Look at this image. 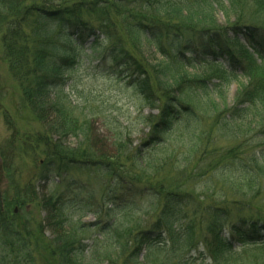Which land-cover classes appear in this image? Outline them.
<instances>
[{"label": "trees", "instance_id": "16d2710c", "mask_svg": "<svg viewBox=\"0 0 264 264\" xmlns=\"http://www.w3.org/2000/svg\"><path fill=\"white\" fill-rule=\"evenodd\" d=\"M140 2L131 7L136 4L135 0H0L3 60L19 84L24 107L41 122L44 131L23 144L35 145L33 151L40 148L38 152L42 161L35 178H53L59 185L65 184L66 192L71 173H87L93 176L100 174L105 181L101 195L107 204L128 202L146 192L156 196V204L159 201L157 218L150 230H139L135 226L113 233L109 230V247L113 249L114 262L122 257L123 264H138V257L144 251L143 263L140 264H153L149 262L151 257L170 251L173 254L171 258L165 257L155 264H205L207 256L213 264H231L234 245L264 246V215L245 218L237 211L238 215L229 220L231 212L224 207L196 208L192 202L186 201L187 193L178 191L174 185L166 188L162 183L140 184L128 176L127 170L123 171L117 156L69 147L65 143L68 137H84L86 133H77L83 129H79L75 117L62 100L61 89L52 100L47 96L52 84L59 82L63 74L74 71L79 64L78 50L92 40L91 53L120 70L141 101L158 110L157 116L151 117L149 143L159 146L164 135L182 119L188 123L194 121L193 106L185 101L191 98L194 88L208 93L205 79L184 71L195 60V54H210L214 59L224 57L232 66H237L240 65L237 47L240 55L247 54V49H250L264 64V0L213 1L222 10L224 8L227 19L232 15L240 16L233 26L225 30L209 25L214 24L213 10L209 5V9H196L198 15L193 16L191 8L171 2ZM248 2H252L250 9H253L249 12L244 7ZM239 4L242 7L238 10ZM244 12L252 19L249 24L240 22ZM119 17H123V32L117 25ZM239 39L244 43H239ZM141 40H146L161 57L155 65L149 66L150 70L145 61L130 50L131 46L134 51L139 49ZM257 86L259 89L250 97L249 103L253 101L264 106V81ZM242 96L241 100H247L249 91ZM262 109L257 114L260 123H264ZM3 112L0 102V114ZM51 115L54 122L50 121ZM10 147V152L14 153L13 146ZM18 150L20 154H26L22 148ZM3 153L0 157L2 165L10 155L8 151ZM253 162L264 174V164H259L256 157H253ZM22 189V196L19 192L13 203L26 208L36 195L30 185H24ZM58 202V198L48 197L46 207L42 208L49 210L43 221L47 222L45 227L53 225L59 232L65 219ZM4 207L0 211V256L9 253L18 261L23 259L26 262L25 257L30 256V248L34 244L42 246L56 264H82L78 256L80 241L74 234L62 231L54 239L39 243L42 227L38 226L33 233L24 224L23 229L26 230L20 232L17 214L5 212V204ZM101 213L97 210L93 214L99 216ZM246 213L248 217L250 211L246 210ZM180 253H183L181 257H174ZM195 255L199 260L193 259ZM2 261L0 258V264Z\"/></svg>", "mask_w": 264, "mask_h": 264}, {"label": "rangeland", "instance_id": "374dc122", "mask_svg": "<svg viewBox=\"0 0 264 264\" xmlns=\"http://www.w3.org/2000/svg\"><path fill=\"white\" fill-rule=\"evenodd\" d=\"M135 1L136 4L133 3L131 7L141 3V0ZM213 1L159 0L160 3L171 2L189 7L194 10L193 16L198 15L196 9H209V5L213 10L214 22L209 25L221 30L233 26L240 16L232 15L227 19L224 8L222 10ZM225 6H229L226 1ZM238 7L239 10L242 5ZM244 7L248 8L245 9L248 12L253 10L250 9L252 2ZM243 16L241 24L252 22L247 12ZM121 18H117V25L123 32ZM91 43L92 40H89L78 50L79 64L74 71L63 74L62 79L52 84L47 93L52 100L61 89L62 100L75 117L79 129H83L77 133H86L84 137L70 136L65 143L81 151H101L117 156L118 163L124 167L123 171L127 170L128 176L135 181L140 184L162 183L166 188L174 185L178 191L187 193L186 201L192 202L196 208L224 207L231 212L229 220L238 215L237 211L245 218L263 216L264 174L255 167L253 157L259 164H264V123H260L257 116L264 106L253 101L249 103L250 97L259 89L257 84L264 81L263 62L250 49H247V54L240 55L237 47L235 49L240 60L237 66H232L224 57L214 59L210 54H195V60L184 71L205 79L208 93L194 88L191 100H185L193 106L194 121L188 123L182 119L156 146L149 143V134L151 117H156L158 110L147 107L141 101L120 70L106 61L98 60L97 55L90 51ZM239 43L244 41L239 39ZM130 50L145 61L148 70L150 65L161 60L146 40H141L139 49L135 48L134 51L131 46ZM0 91L4 111L0 114V157L3 151L10 154L3 165L0 158V195L3 206L5 204L7 207L4 211L17 214L20 232L26 230L23 229L24 224L33 233L41 226L39 243L54 239L62 231L74 234L80 241L78 256L82 264H123L122 257L114 262L115 255L109 247V230L113 233L129 226L150 230L157 218L159 201L156 204V196L146 192L142 197L132 198L128 202L107 204L101 195L105 181L100 174L71 173L70 180H67L70 183L67 192L65 184L59 185L53 178H35L42 161L38 152L40 148L33 151L35 145L24 146L23 143L44 131L41 122L24 107L19 84L3 60L1 46ZM247 91L249 98L241 100L244 97L242 94ZM51 116L50 121L54 122V116ZM10 146H13L14 153L10 152ZM18 148H22L26 154H20ZM24 185L33 187L36 198L26 208H20L13 202L17 200L19 192L22 196ZM48 197L58 198V207L65 219L59 232L53 225L45 227L47 222H43L49 212L43 209ZM6 202L12 204L6 205ZM97 210L102 212L99 216L93 214ZM246 210L250 211L248 217ZM30 249L32 253L25 257L26 262L5 253L0 256L2 264H56L42 246L33 244ZM143 254L144 251L138 258V264L143 263ZM182 254H174V257H181ZM232 255L231 264H264V246L241 247L236 244ZM172 256L170 251L162 252L151 257L149 262L155 264ZM193 259L199 260L197 255ZM206 263L214 262L207 256Z\"/></svg>", "mask_w": 264, "mask_h": 264}, {"label": "water", "instance_id": "95a60500", "mask_svg": "<svg viewBox=\"0 0 264 264\" xmlns=\"http://www.w3.org/2000/svg\"><path fill=\"white\" fill-rule=\"evenodd\" d=\"M0 209H1V202H0Z\"/></svg>", "mask_w": 264, "mask_h": 264}]
</instances>
